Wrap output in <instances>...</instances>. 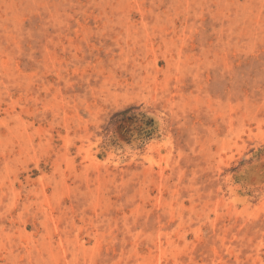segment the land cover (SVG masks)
I'll return each instance as SVG.
<instances>
[{
	"label": "rangeland",
	"instance_id": "374dc122",
	"mask_svg": "<svg viewBox=\"0 0 264 264\" xmlns=\"http://www.w3.org/2000/svg\"><path fill=\"white\" fill-rule=\"evenodd\" d=\"M0 264H264V0H0Z\"/></svg>",
	"mask_w": 264,
	"mask_h": 264
}]
</instances>
